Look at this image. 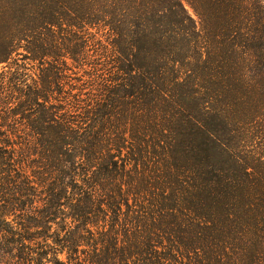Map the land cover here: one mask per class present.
I'll list each match as a JSON object with an SVG mask.
<instances>
[{
    "label": "trees",
    "instance_id": "1",
    "mask_svg": "<svg viewBox=\"0 0 264 264\" xmlns=\"http://www.w3.org/2000/svg\"><path fill=\"white\" fill-rule=\"evenodd\" d=\"M0 1V62L48 64L0 99L34 132L0 129V264H264V0Z\"/></svg>",
    "mask_w": 264,
    "mask_h": 264
},
{
    "label": "rangeland",
    "instance_id": "2",
    "mask_svg": "<svg viewBox=\"0 0 264 264\" xmlns=\"http://www.w3.org/2000/svg\"><path fill=\"white\" fill-rule=\"evenodd\" d=\"M1 4H2V2L0 1V5ZM187 7H188L189 11L191 12V14L194 16V18L197 20L198 28H200L201 25H200V21H199L197 15L195 14L193 9L188 4H187ZM1 12H2V10H0V45L3 44L4 41H8V40H1V38L2 37L10 38V37H8L9 31L13 28V26H12L13 21H11L7 16L2 15ZM89 31L92 33V35L96 34L97 38L101 37L100 34L96 33V31H97L96 29H90ZM56 36L58 37V40L60 42L68 43V41L64 37H70L71 35L67 34V32H61L60 30H58L56 33ZM104 41H105V38H104ZM17 42L18 41H16V44H17ZM18 44L19 45L15 48L14 52L8 56V59L0 62V99L3 96L7 95V93H10L11 90H9V89H10L11 83L9 82L10 81L9 79L12 77L11 73H14L15 70L18 71L17 69H21L19 73L24 74L25 79L27 80L26 83L32 84L33 78L38 79L39 75L41 74V69L48 68V64L41 65L40 60H38V59L32 60L31 58H29V57H31V54L27 50V41L25 39H21V41H19ZM92 54H94L93 51H90L89 57ZM90 58H94V57H90ZM63 60H66L67 65H68L66 67V73H65L66 78L63 81L64 92H65V94H63V95H68V93H71V94H79L81 98L92 97V95H89V93H96L97 91L95 92V87L88 86L87 83H88V80H90V77L88 75V72H85V71L91 69L90 65L86 64V63H85V65L84 64L81 65L82 63H79L78 61H75L74 59H72L70 57L65 58ZM88 62H91V61H88ZM262 66L263 65H260L259 67H257L256 70L261 72V70H263V68H264ZM263 77H264V73H263V75L258 76L256 79H254L253 83L254 84L258 83V86L263 87L264 86V81L262 80ZM249 78H251L250 73H249ZM84 81H87V83L84 84ZM19 89H20V87H19ZM19 96H20V93L18 91H16L15 98H12L10 100V102L12 103L10 105H12L13 107H16V109L20 108V106H18L20 103L19 102L20 99H17V97H19ZM58 96H59V94H57V93L54 94V98H56ZM53 102L59 104L58 101L54 100ZM65 102L66 101H63V104H66ZM4 106H5V104H3L2 100H0V124L4 123L2 118H3V116L6 115V111H5ZM68 108L69 107H67L66 109H68ZM72 112H74V111L72 110ZM21 117H22L21 114L10 117V119H9V125L10 126H8V124H7L6 126H4L2 128L0 127V129L8 131V132L15 130L21 134H26V133L33 134L34 132L31 130V128H30L31 126L27 125L26 121L25 120L23 121V119ZM114 118H113V120H115ZM258 121H259V124H262V121H264V118H262V120H261V118L259 117ZM258 134L259 135H257L254 139L245 141L244 144L248 145L250 147L246 148V146H244V148L246 150H254L255 152H258L261 156H263L264 155V135H262L260 133V131L258 132ZM39 152L40 151L37 152L35 150H32L30 152V154L28 155V157L31 160L41 159L42 156ZM258 156L259 155H257V157ZM50 163H49V165H51ZM29 165H30V167L25 169V170H28V172L30 174H32V171L33 172L34 171L39 172L40 170L42 171L43 165H39V164L33 163V162L32 163L30 162ZM54 170H53L54 173L52 174L53 176L57 175L58 173H61L59 171V168L54 169ZM34 180H36V179H34ZM52 180H54V179H52ZM57 180H59V179H57ZM65 180H70V179L66 178ZM76 180H79V179H76ZM62 258L65 259L66 255H62Z\"/></svg>",
    "mask_w": 264,
    "mask_h": 264
}]
</instances>
